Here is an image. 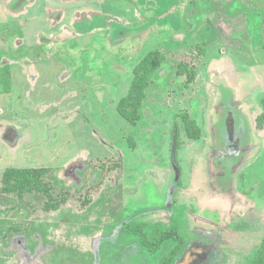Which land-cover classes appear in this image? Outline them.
Listing matches in <instances>:
<instances>
[{"label": "rangeland", "instance_id": "rangeland-1", "mask_svg": "<svg viewBox=\"0 0 264 264\" xmlns=\"http://www.w3.org/2000/svg\"><path fill=\"white\" fill-rule=\"evenodd\" d=\"M17 1L0 0V189L6 169H46L41 182L66 201L47 212L36 191L0 192V264H159L178 242L150 254L144 236L167 229L183 240L171 264H252L264 237V13L250 11L264 0H133L143 20L123 0ZM85 7L143 33L78 53L54 44ZM149 54L164 61L131 125L117 107Z\"/></svg>", "mask_w": 264, "mask_h": 264}, {"label": "trees", "instance_id": "trees-1", "mask_svg": "<svg viewBox=\"0 0 264 264\" xmlns=\"http://www.w3.org/2000/svg\"><path fill=\"white\" fill-rule=\"evenodd\" d=\"M164 59L158 54L147 55L135 68L134 80L132 82L129 96L122 100L117 111L119 116L131 125H135L139 120V110L143 106L145 99V90L148 87L150 77L161 67ZM193 78V75H192ZM262 112L256 118V123L259 127L264 126V99L261 101ZM179 128L174 124V145L178 146ZM48 172L46 169L33 170L24 168H9L6 169L2 175V186L0 192L5 195H15L19 202L24 200V194L36 191L38 194L45 196L43 207L47 212L58 210L61 204L65 203V199H59V196L54 194L56 188L41 182L43 174ZM171 207V205H170ZM11 230H18V228H10ZM127 229L132 230L137 235H142L144 226L142 224H127ZM178 242L177 248L167 257L161 260L159 264H171L174 256L181 249L183 242L180 234L175 229H167L155 232L151 235H145L143 245L150 254L157 253L164 242L166 241ZM252 264H264V237L262 238L257 256Z\"/></svg>", "mask_w": 264, "mask_h": 264}, {"label": "flooded vegetation", "instance_id": "flooded-vegetation-1", "mask_svg": "<svg viewBox=\"0 0 264 264\" xmlns=\"http://www.w3.org/2000/svg\"><path fill=\"white\" fill-rule=\"evenodd\" d=\"M28 2L29 0H18L14 6L10 7V4L9 7L17 8L20 6H25V4ZM123 2L125 7H122L121 9L124 13H128L129 11H127L126 6L133 5L135 17H140L143 20L140 12L137 10V5L133 0H123ZM73 14L74 15L70 26L71 28H65V30L63 31L64 36L62 38H58L56 42H54V44H61L62 46L60 45V48L64 46L65 50L68 52L75 51L76 53H78L82 50L88 51L93 48L95 44L104 47H107L109 45H119L127 42L129 39L132 40L138 37L142 32L138 31V33L135 32V34L126 32L127 29L122 28V25H128L132 28H135L137 26H140V24H138L137 26L131 25L129 22H127V19H119V17L113 16L107 11L105 12L104 10L96 11L94 9L91 10L90 7H85L84 10L77 12L75 11V13ZM48 15H51V21H54V15L56 19L60 17V13H49ZM129 17L130 14L127 18L129 19ZM39 38L40 41H43L44 39H51L43 35H40ZM76 53H74V55H77ZM25 72L27 74L31 73V76L33 75L30 70L28 71L27 69H25Z\"/></svg>", "mask_w": 264, "mask_h": 264}, {"label": "crops", "instance_id": "crops-1", "mask_svg": "<svg viewBox=\"0 0 264 264\" xmlns=\"http://www.w3.org/2000/svg\"><path fill=\"white\" fill-rule=\"evenodd\" d=\"M252 9H251V11L250 12H252L253 14L252 15H250L249 17H250V20H252V17H255L256 15H257V13H259V12H263L264 13V5L261 7V6H259V5H253L252 4ZM257 19L259 20V18L257 17ZM262 48H264V44H263V46H262ZM261 51H263L262 49H258L257 50V52H259V53H261ZM262 99H264V97L262 98ZM262 99L260 100V103L257 105L258 107V110H257V112H256V114H255V116H254V119H255V129L258 131V133L260 134V135H263L264 136V126L262 127V128H258V125H257V123H256V118L261 114V112H262V106H261V101H262ZM264 140V139H263ZM264 146V145H263Z\"/></svg>", "mask_w": 264, "mask_h": 264}, {"label": "water", "instance_id": "water-1", "mask_svg": "<svg viewBox=\"0 0 264 264\" xmlns=\"http://www.w3.org/2000/svg\"><path fill=\"white\" fill-rule=\"evenodd\" d=\"M141 27H142V26H140V27H136V28H134V29H130V31H136V32H137V31H139L140 29H142ZM126 32H128V30H126Z\"/></svg>", "mask_w": 264, "mask_h": 264}, {"label": "bare ground", "instance_id": "bare-ground-1", "mask_svg": "<svg viewBox=\"0 0 264 264\" xmlns=\"http://www.w3.org/2000/svg\"><path fill=\"white\" fill-rule=\"evenodd\" d=\"M248 104V103H247ZM253 104V103H252ZM259 220V219H258ZM237 221V220H236ZM231 223V222H230ZM232 224V223H231Z\"/></svg>", "mask_w": 264, "mask_h": 264}]
</instances>
